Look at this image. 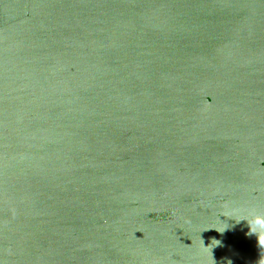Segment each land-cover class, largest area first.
Returning <instances> with one entry per match:
<instances>
[{"label":"water","instance_id":"water-1","mask_svg":"<svg viewBox=\"0 0 264 264\" xmlns=\"http://www.w3.org/2000/svg\"><path fill=\"white\" fill-rule=\"evenodd\" d=\"M264 0H0V264H264Z\"/></svg>","mask_w":264,"mask_h":264},{"label":"clouds","instance_id":"clouds-1","mask_svg":"<svg viewBox=\"0 0 264 264\" xmlns=\"http://www.w3.org/2000/svg\"><path fill=\"white\" fill-rule=\"evenodd\" d=\"M251 230L264 237V218H252Z\"/></svg>","mask_w":264,"mask_h":264}]
</instances>
